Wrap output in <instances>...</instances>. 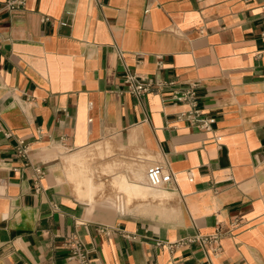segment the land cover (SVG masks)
<instances>
[{"label":"crops","instance_id":"obj_1","mask_svg":"<svg viewBox=\"0 0 264 264\" xmlns=\"http://www.w3.org/2000/svg\"><path fill=\"white\" fill-rule=\"evenodd\" d=\"M0 36V264H68V236L91 264H264V0H27L13 13L0 0ZM128 72L197 84L211 129L180 119L189 106L168 90L125 92ZM113 137L135 163L83 151ZM53 146L75 152L63 168ZM156 162L177 181L141 197ZM107 187L121 207L95 201ZM217 232V254L177 244Z\"/></svg>","mask_w":264,"mask_h":264},{"label":"built area","instance_id":"obj_2","mask_svg":"<svg viewBox=\"0 0 264 264\" xmlns=\"http://www.w3.org/2000/svg\"><path fill=\"white\" fill-rule=\"evenodd\" d=\"M27 4V0H5V7L10 12H16L23 9ZM3 47V40L0 36V49ZM163 57L159 56L158 67L162 69ZM123 84L125 92L131 96L141 99L153 90L163 92L168 90L170 97L165 101L172 104H185L189 106V110L179 116L180 119L186 120L190 125L196 126L203 130H210L214 122L213 119L206 118L199 108V98L197 94V84H189L180 86L177 81L166 80L160 76H139L133 73H126L123 77ZM17 155L27 158L28 164L34 172V181L38 185V189H42V179L46 174V170L40 164H32L28 154V144L20 141L17 146ZM146 180L148 186L152 188H166L175 185L176 177L172 172L170 166L163 162H156L150 165L146 170ZM222 234L217 232L212 236L195 237L182 240L177 244L192 243L195 241L201 244H209L210 249L214 254L221 251L220 238ZM65 248L68 250L67 262L68 264H91L88 257V251L82 241L76 236H68L64 241ZM176 244L156 241V247H173Z\"/></svg>","mask_w":264,"mask_h":264},{"label":"rangeland","instance_id":"obj_3","mask_svg":"<svg viewBox=\"0 0 264 264\" xmlns=\"http://www.w3.org/2000/svg\"><path fill=\"white\" fill-rule=\"evenodd\" d=\"M106 143H111L114 146V148H113L114 151L113 150L111 151L108 148L105 149L104 147H102V145H105ZM96 144H101V146L100 145L97 146ZM96 144H93V145H91V146H89L87 148H84L83 151H89V152L91 151L92 153L96 152L95 154H112V155L115 154V156H113L114 158L118 159V157H119V158L125 160L124 162L129 161L130 163H133L135 159H124L122 157L126 156V154H137L136 150H132L131 146H124L121 138H118V137L106 138V139H103L99 143H96ZM51 150L54 151L55 154H57V155H55L56 158H58V160L56 162H58L57 165H59L60 168H63V161H64L65 157L75 153V152H69V151L65 150L64 148H62L60 146H53L51 148ZM99 150H101V151H99ZM81 154H87V153H81ZM119 154H120V156H119ZM113 157L112 158H111V156L110 157L106 156L105 158L96 157V158H94L93 161H91L92 165L95 168V172H96L97 176L100 173L99 172V168L101 167V165H103L105 162L113 159ZM150 165L151 164L147 165L146 169ZM112 174H108V176H103L102 178H99V177H96V178L99 179V180L101 179V180L105 181L106 185L108 186L110 181L113 178ZM82 176L88 177L90 175L84 173V175H82ZM147 186H148V184H147ZM120 195H122V194L117 195L115 193V191H110V190H108V187H107V189L105 190L104 194L97 195L95 201H100V200H105V199L112 198L115 202L119 200L120 201L119 205L121 207L122 201H123L124 198H122L123 196H120Z\"/></svg>","mask_w":264,"mask_h":264},{"label":"bare ground","instance_id":"obj_4","mask_svg":"<svg viewBox=\"0 0 264 264\" xmlns=\"http://www.w3.org/2000/svg\"><path fill=\"white\" fill-rule=\"evenodd\" d=\"M101 146V145H100ZM103 147V146H102ZM109 149V148H108ZM105 150V149H104ZM98 151V150H97ZM101 151V150H99ZM94 157V156H93ZM74 173L76 174V176L78 177V182L80 184H83V186L85 185L87 187V194L90 195L93 193V186L91 185V176L90 178H84L81 175L82 173V170H76L74 171ZM138 180L141 182L139 185H138V188H140V192H139V195H141V197H145V196H151V195H154L156 193H162L161 191L159 190H162L163 189H157V188H152L150 186H146L144 185V183L146 182V179H145V175H141L139 174V178ZM143 182V183H142ZM81 187V186H80ZM84 188V187H83ZM81 190V189H80ZM155 196V195H154ZM159 196V195H158Z\"/></svg>","mask_w":264,"mask_h":264}]
</instances>
